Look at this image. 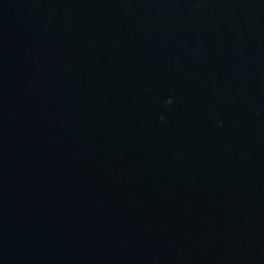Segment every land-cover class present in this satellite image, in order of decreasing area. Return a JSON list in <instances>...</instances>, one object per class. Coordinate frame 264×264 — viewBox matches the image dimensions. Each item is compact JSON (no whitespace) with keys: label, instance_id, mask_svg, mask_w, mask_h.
Returning <instances> with one entry per match:
<instances>
[{"label":"water","instance_id":"1","mask_svg":"<svg viewBox=\"0 0 264 264\" xmlns=\"http://www.w3.org/2000/svg\"><path fill=\"white\" fill-rule=\"evenodd\" d=\"M0 264H264V0H0Z\"/></svg>","mask_w":264,"mask_h":264}]
</instances>
